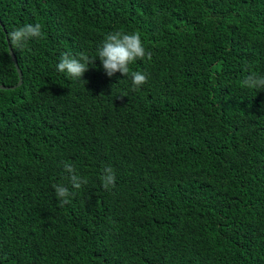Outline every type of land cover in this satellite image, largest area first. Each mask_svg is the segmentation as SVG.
Listing matches in <instances>:
<instances>
[{
  "label": "trees",
  "instance_id": "16d2710c",
  "mask_svg": "<svg viewBox=\"0 0 264 264\" xmlns=\"http://www.w3.org/2000/svg\"><path fill=\"white\" fill-rule=\"evenodd\" d=\"M0 21V264H264V90L242 84L264 0H0ZM36 23L20 76L7 33ZM117 30L151 54L135 91L97 58ZM81 53L84 81L57 71Z\"/></svg>",
  "mask_w": 264,
  "mask_h": 264
},
{
  "label": "clouds",
  "instance_id": "9594fccd",
  "mask_svg": "<svg viewBox=\"0 0 264 264\" xmlns=\"http://www.w3.org/2000/svg\"><path fill=\"white\" fill-rule=\"evenodd\" d=\"M42 35V27L39 23L25 24L7 33V39L11 48L23 50L31 40L42 38ZM145 57L151 59V54L146 53L139 32L124 33L119 30L111 32L97 50V58H99L108 78H112L116 73H120L124 77L129 76V65L137 60H143ZM94 61L95 59H90L83 53L79 54V58L63 54L56 68L58 72L66 73L73 81H84L82 77ZM130 75L133 91L138 90L148 79L147 75L140 71H133ZM242 84L248 89L264 90V76L250 74L243 79ZM65 171L69 173L67 179L73 189L78 190L82 184L87 183L86 180L75 174L72 166L66 164ZM103 171L102 185L105 190H108L115 186L114 171L111 167H105ZM53 187L59 207L70 203L69 197L74 195V192H70L69 188L63 184Z\"/></svg>",
  "mask_w": 264,
  "mask_h": 264
},
{
  "label": "water",
  "instance_id": "95a60500",
  "mask_svg": "<svg viewBox=\"0 0 264 264\" xmlns=\"http://www.w3.org/2000/svg\"><path fill=\"white\" fill-rule=\"evenodd\" d=\"M10 54H11V56H12V59H13V61H14V63H15V65H16V67H17V69H18V71H19V73H20V70H19V67H18V64H17V62H16V58H15V56H14V54H13V51H12V49H10ZM20 75H21V73H20ZM22 81L20 80V83H21ZM1 89H7L6 87H0Z\"/></svg>",
  "mask_w": 264,
  "mask_h": 264
},
{
  "label": "rangeland",
  "instance_id": "374dc122",
  "mask_svg": "<svg viewBox=\"0 0 264 264\" xmlns=\"http://www.w3.org/2000/svg\"><path fill=\"white\" fill-rule=\"evenodd\" d=\"M10 49H11V47H10V45H9V51H10ZM19 72V71H18ZM20 74V73H19ZM21 76V75H20Z\"/></svg>",
  "mask_w": 264,
  "mask_h": 264
},
{
  "label": "bare ground",
  "instance_id": "6f19581e",
  "mask_svg": "<svg viewBox=\"0 0 264 264\" xmlns=\"http://www.w3.org/2000/svg\"><path fill=\"white\" fill-rule=\"evenodd\" d=\"M0 23H1V21H0Z\"/></svg>",
  "mask_w": 264,
  "mask_h": 264
}]
</instances>
